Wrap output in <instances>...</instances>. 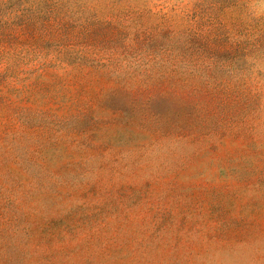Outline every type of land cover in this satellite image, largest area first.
<instances>
[{"label": "rangeland", "instance_id": "1", "mask_svg": "<svg viewBox=\"0 0 264 264\" xmlns=\"http://www.w3.org/2000/svg\"><path fill=\"white\" fill-rule=\"evenodd\" d=\"M0 264H264V0H0Z\"/></svg>", "mask_w": 264, "mask_h": 264}]
</instances>
